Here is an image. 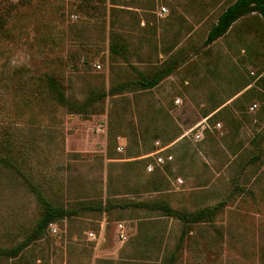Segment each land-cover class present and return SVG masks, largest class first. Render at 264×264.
Returning a JSON list of instances; mask_svg holds the SVG:
<instances>
[{"label":"rangeland","instance_id":"1","mask_svg":"<svg viewBox=\"0 0 264 264\" xmlns=\"http://www.w3.org/2000/svg\"><path fill=\"white\" fill-rule=\"evenodd\" d=\"M10 1L8 35L0 34V156L14 167L0 166V264H168L172 255V264H264V22L250 14L205 45L235 0ZM160 7L168 13L157 15ZM116 41L122 57L110 53ZM171 64L155 88L111 93L87 116L38 90L53 76L69 102L83 103ZM156 141L173 161L148 173ZM26 180L55 206L94 209L57 221L56 236L8 259L2 250L23 242L41 215ZM132 202L225 207L183 229L159 212L122 207Z\"/></svg>","mask_w":264,"mask_h":264},{"label":"trees","instance_id":"2","mask_svg":"<svg viewBox=\"0 0 264 264\" xmlns=\"http://www.w3.org/2000/svg\"><path fill=\"white\" fill-rule=\"evenodd\" d=\"M14 7L16 8V5L12 4L10 0H0V34L8 35V32L6 31V24L9 19V12ZM250 14L256 15L261 21L264 22V0H235L218 15L216 22L211 26L207 33L205 45H209L227 35L235 23ZM123 51L124 48L118 41L111 44L110 46V53L113 57H122ZM174 68L175 66H173V64L164 66L150 78L142 76L137 81L118 84L111 88L108 92L102 91L93 93L85 102L77 104L71 103L67 100L62 88V83L56 77L46 76L38 90H40L42 95L56 101L59 105L66 106L70 112L87 116L89 112L93 111V107L96 103L102 101L111 93H120L124 90L136 87L142 90L153 89L158 86L165 77L169 76L173 72ZM221 104H224V102L214 104L211 111H206L203 113V117L209 116V114L217 110ZM224 109V107L221 108L208 119L217 120ZM175 136L172 138L174 139ZM0 166H5L7 168L14 167L13 163L8 158H4L2 156H0ZM26 185L40 205L41 215L34 228L23 242L11 249L2 250L1 255L8 259L20 257L33 242L42 239L46 233L47 226L50 223H56L57 221L63 220L65 218L74 217L81 211L94 209L92 207H81L72 210H66L62 207L55 206L50 201H48L39 187L34 183L26 180ZM122 207H131L159 212L165 217H172L180 221L184 229L185 227L194 224L212 221L215 216L223 210L225 204L224 202H220L214 206L204 207L193 212H181L172 209L169 205L163 202H132L126 203ZM100 210L106 211L108 210V206H104L103 208H100ZM185 236V230H183L180 235L176 251H178V249L181 247ZM172 257L173 255L170 256L168 264H172Z\"/></svg>","mask_w":264,"mask_h":264},{"label":"built area","instance_id":"3","mask_svg":"<svg viewBox=\"0 0 264 264\" xmlns=\"http://www.w3.org/2000/svg\"><path fill=\"white\" fill-rule=\"evenodd\" d=\"M166 13H168L167 8L166 7H160V10L157 12V15L164 16ZM252 74H254V73H252ZM178 102H179V100H178ZM255 109H256V105L253 104L250 107V110L251 111H255ZM201 123H206V122H205V120H203V122H201ZM217 127H220V124H217ZM204 128H205V125L202 126V129H204ZM193 137H194L195 141L202 140V138H203V130H201V131L197 130L194 133ZM155 148H156L155 151L153 152V154H151L153 162L152 163H147L145 165V169H146V171L148 173L154 172L155 166L163 167L167 163H171L173 161L172 155H170V154L166 155L165 154V151H166L167 148L163 147L159 141L155 142ZM118 150L121 151L122 148L118 147ZM177 181H178L179 184L182 183L181 179H177ZM46 233L51 235V236H56L59 233V230H58V227H57L56 223H50L47 226ZM88 237H89V239H93V240L96 238V236H95V234L93 232H89L88 233ZM117 237L121 241H125L127 239L126 232H125V227H124V225L122 223L117 224Z\"/></svg>","mask_w":264,"mask_h":264},{"label":"crops","instance_id":"4","mask_svg":"<svg viewBox=\"0 0 264 264\" xmlns=\"http://www.w3.org/2000/svg\"><path fill=\"white\" fill-rule=\"evenodd\" d=\"M215 22H216V20H215Z\"/></svg>","mask_w":264,"mask_h":264}]
</instances>
